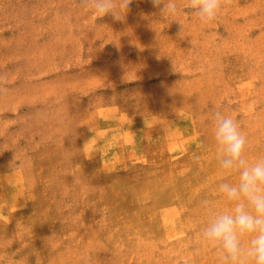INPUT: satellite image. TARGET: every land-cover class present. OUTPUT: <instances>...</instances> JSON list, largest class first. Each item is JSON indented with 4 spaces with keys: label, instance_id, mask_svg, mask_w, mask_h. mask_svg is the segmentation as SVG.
<instances>
[{
    "label": "rangeland",
    "instance_id": "374dc122",
    "mask_svg": "<svg viewBox=\"0 0 264 264\" xmlns=\"http://www.w3.org/2000/svg\"><path fill=\"white\" fill-rule=\"evenodd\" d=\"M108 86H138L125 109L177 119L189 152L102 169L86 153ZM217 110L238 121L249 160L264 156V0H223L208 25L151 0L123 19L93 0H0V264H223L200 233Z\"/></svg>",
    "mask_w": 264,
    "mask_h": 264
},
{
    "label": "clouds",
    "instance_id": "9594fccd",
    "mask_svg": "<svg viewBox=\"0 0 264 264\" xmlns=\"http://www.w3.org/2000/svg\"><path fill=\"white\" fill-rule=\"evenodd\" d=\"M151 2L162 17H175L187 9L204 25L215 22L223 10V0ZM130 3L93 0V8L98 14L123 19ZM212 122L219 178L213 188L215 198L206 196L201 200L206 214L201 238L219 250L223 264H264V156L248 159V139L233 116L217 110L212 113ZM216 198L223 206L216 205Z\"/></svg>",
    "mask_w": 264,
    "mask_h": 264
},
{
    "label": "crops",
    "instance_id": "0c3cea01",
    "mask_svg": "<svg viewBox=\"0 0 264 264\" xmlns=\"http://www.w3.org/2000/svg\"><path fill=\"white\" fill-rule=\"evenodd\" d=\"M137 87L108 86L105 93L97 95L95 93V100L104 104L100 105L102 109L90 112L91 125L88 128V137L100 141L97 145L91 146L86 155L91 158L99 157L103 164L102 169L108 170L111 174L131 170L138 163L151 160L155 149L162 148L161 152L165 155L176 156L187 154L191 147L187 139L177 142L175 136L180 137L175 131V128L180 127L177 119L161 114L141 116L125 109L130 104L129 92ZM171 125L178 127L171 128Z\"/></svg>",
    "mask_w": 264,
    "mask_h": 264
}]
</instances>
